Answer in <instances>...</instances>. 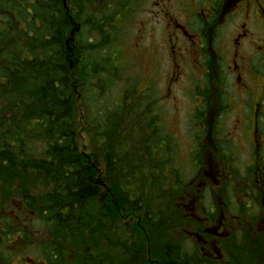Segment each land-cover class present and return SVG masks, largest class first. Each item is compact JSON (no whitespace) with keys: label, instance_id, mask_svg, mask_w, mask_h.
<instances>
[{"label":"flooded vegetation","instance_id":"obj_1","mask_svg":"<svg viewBox=\"0 0 264 264\" xmlns=\"http://www.w3.org/2000/svg\"><path fill=\"white\" fill-rule=\"evenodd\" d=\"M100 1L103 9L109 2ZM130 1L142 6L146 0ZM147 4L154 19L165 23L170 41L185 43L173 51L176 70L171 80L180 79L183 66L178 61L184 56L204 71L203 76L194 77V87L202 89L195 94L202 95L203 107L196 108L198 122L189 133L193 149L187 158L188 171L177 167L180 172H168L166 157L177 164L180 159L175 144L168 147L162 141L155 149L162 156L165 153L159 165L178 192L164 197L163 203L168 211L167 230L177 238L180 254L173 249L170 255L157 253L149 261L264 264V0H150ZM98 172L99 184L108 192L98 199L105 221L108 197L117 210L128 212L132 202L124 201L118 179L104 177L102 168ZM114 185L117 196L112 193ZM26 209L19 208L22 216L33 214ZM24 219L13 230L7 224L12 222L11 212L0 211V264L16 261L14 240L24 238L31 226ZM143 231L149 232L145 226ZM34 244L26 249L38 252ZM38 254V264H47Z\"/></svg>","mask_w":264,"mask_h":264},{"label":"trees","instance_id":"obj_2","mask_svg":"<svg viewBox=\"0 0 264 264\" xmlns=\"http://www.w3.org/2000/svg\"><path fill=\"white\" fill-rule=\"evenodd\" d=\"M128 2L129 0H122L116 6L117 10L109 0L104 3V10L106 14L111 11L128 14L131 12L127 8ZM108 24L102 31L106 47L109 46L108 39L111 41V38L116 39L120 35L117 25ZM70 31L65 0H0V187L8 188L4 175H32L34 178L52 179L53 189L47 198L50 203L38 216L37 223L54 224L60 228L66 224L80 226L83 216L94 206L102 216L105 210L100 209L98 199L108 193L99 184L102 177L98 174V169L101 168L85 164L78 156L75 106L78 79L68 64L65 43ZM113 66L117 67L115 59ZM141 93L137 100H129L127 94L125 99L127 97L128 101L125 104L132 101V107L139 105L143 109L148 108L152 104L149 101L151 93ZM143 113L138 121L134 120L135 123L139 122L138 125H128L130 130L139 127L144 132L141 145L134 149L129 147L122 154L114 149L107 151L112 145L109 140H106L107 145L101 147V151H104V177L115 176L120 194L125 197L124 201L133 203L128 206V212L121 213V218L125 217L129 221L120 223L116 229L118 233L107 230L105 239L108 243L118 244V249L125 242L133 243L135 247L136 240L146 241L148 245L149 241H155L160 246H154L156 254L167 256L174 249L175 255H178L179 247L171 243L176 240L164 233L167 229V208L162 209L159 204L153 206L148 203L155 192L165 194L164 197L167 198L172 196L166 187L169 181L165 179L164 166L147 160L156 153L155 149L162 141L168 147L174 143L166 136L165 127H160V114L157 111L149 110L145 115ZM112 119L113 126L120 127V120L116 117ZM131 120L129 116L128 122ZM122 136L125 137L124 134ZM143 147H146L144 151L141 150ZM129 156H132L130 161ZM141 156L148 165L157 166H154L155 170L150 174L153 177L152 186L136 185ZM166 158L169 160L168 169L171 167V171L178 173L174 160H170L169 156ZM22 201L27 209H32L35 205L34 199L27 193ZM107 206V217L113 213L117 222L120 215L109 197ZM139 217L142 221L138 220ZM7 224L13 228L12 222ZM144 226L149 231L150 238H145L144 235L142 239ZM55 243L50 242L47 246L38 243L39 252L47 260V264H65V253ZM138 254L132 253L135 260L142 258ZM83 256L87 257L88 262H93L89 253L85 252ZM72 258L71 261L80 260L82 256L73 255Z\"/></svg>","mask_w":264,"mask_h":264},{"label":"rangeland","instance_id":"obj_3","mask_svg":"<svg viewBox=\"0 0 264 264\" xmlns=\"http://www.w3.org/2000/svg\"><path fill=\"white\" fill-rule=\"evenodd\" d=\"M110 1L112 6L118 10L116 6L122 0ZM65 2L71 25V31L65 40L67 60L78 79L75 106L79 159L85 164H92V167L98 166L103 169L105 167L102 157L104 151H101V147L107 145L106 140L112 142L107 151L114 149L119 154L129 147L134 149L141 145V136L144 132L139 127L136 130H130L128 125L135 123V119L138 121L142 112L146 113L152 110L162 115L160 127L162 126L163 129L165 127L166 136L178 149L180 158L178 164L181 165L178 166L174 162V166L188 171L187 158L193 149L189 133L192 124L198 122L196 108L202 109L203 107L202 95L195 94V92H201L202 89L194 87L196 85L194 77L203 76L204 71L190 65L188 58L184 56L178 61L180 66H183L180 79L178 81L171 80L176 70L173 65V51L180 49L182 45L185 47L183 39L170 41L165 31V23L156 21L150 13V7L147 4L150 0H146L142 6L129 0L127 8L131 12L128 14L119 11L114 13L111 11L106 14L103 2L100 0H65ZM98 15L100 17H97ZM106 22L109 23L108 25L114 23L120 30V35L116 39L111 38V41L108 39L110 47L105 46V37L102 35ZM114 59L117 63L116 68L113 66ZM175 65L177 66V64ZM141 92L151 93L149 101L152 104H149L148 108L143 109L139 105L132 107L130 104L132 101L127 103L131 106L125 104L128 101L127 97L125 99L127 94L129 100H137L141 97ZM202 112L205 113L204 109ZM144 113L143 115H145ZM198 113L201 112L198 111ZM129 116L132 118L130 122H128ZM113 117L120 120V127L113 126ZM229 122H227L228 126H231ZM138 124L139 122L135 123V125ZM239 136L241 137V135ZM140 153L142 155V152ZM156 154L154 158L157 162H161L160 159L165 157V153L163 156L157 152ZM131 157L129 156V161ZM141 157L142 161H139L137 168L138 184L136 185L152 186L153 177L150 174L152 170H155V167L146 163L147 161L153 163L152 157L147 161H144L143 156ZM168 172H173L171 167ZM4 177L9 185L7 189L0 187V211L11 212L13 230L18 227L17 223L24 216V221L31 225L26 238L14 240L13 252L14 259H16L14 264H38L41 260L39 251L37 252L33 248L26 249V245L29 247L33 243L48 245L50 242H56L57 244H55L65 253V264H153L149 260L156 259L155 247L158 244L155 241V245L150 241L148 245L146 241L136 240L135 247L133 243L125 242L120 246L121 250L117 248L118 244L106 241V222L107 230L118 233L116 229L119 228V225L129 221L125 217L121 218L123 210L118 208L120 219L117 222L114 220L113 213H110L108 215L110 217H107L105 221V218L94 206L87 215L83 216L80 226L66 224L61 225L60 228L54 224L43 225L37 221L42 210L50 203L47 198L53 189L52 179L34 178L32 175H14L12 177L4 175ZM95 177L97 178V176ZM174 184L169 181L166 187H168L169 193L178 195V192L174 191ZM113 189V195L117 196L115 185ZM25 193L34 199L35 205L32 209H26L33 214L25 213L22 216L23 213L19 208L26 207L22 201ZM159 193L152 194V199H149L148 203L153 206L159 204V207L163 209L165 194ZM109 208L111 207L109 206ZM18 214L19 217H16ZM148 233L144 232L142 239L144 235L146 238ZM164 233H167L172 240L177 239L168 233L167 229ZM150 237L149 234L148 238ZM36 244H34L35 247ZM85 252L90 254L93 262L86 260L87 257L83 256ZM132 253H139L138 255H141L142 258L135 260ZM73 255L82 256V259L71 261Z\"/></svg>","mask_w":264,"mask_h":264}]
</instances>
